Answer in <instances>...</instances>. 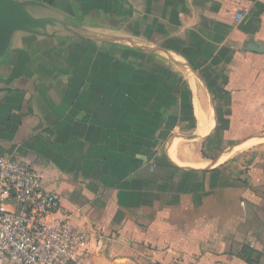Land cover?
Masks as SVG:
<instances>
[{"label":"crops","instance_id":"obj_1","mask_svg":"<svg viewBox=\"0 0 264 264\" xmlns=\"http://www.w3.org/2000/svg\"><path fill=\"white\" fill-rule=\"evenodd\" d=\"M18 1L0 154L98 231L83 264H264V0Z\"/></svg>","mask_w":264,"mask_h":264},{"label":"built area","instance_id":"obj_2","mask_svg":"<svg viewBox=\"0 0 264 264\" xmlns=\"http://www.w3.org/2000/svg\"><path fill=\"white\" fill-rule=\"evenodd\" d=\"M103 246L96 229L70 223L36 170L0 154V264H83Z\"/></svg>","mask_w":264,"mask_h":264},{"label":"water","instance_id":"obj_3","mask_svg":"<svg viewBox=\"0 0 264 264\" xmlns=\"http://www.w3.org/2000/svg\"><path fill=\"white\" fill-rule=\"evenodd\" d=\"M13 4V7H12ZM0 9H3L4 11H6V13L13 17L15 20V24H13L15 27H13V25L8 24L4 21H2L0 19V54L5 50L12 32L15 29H19V28H28L31 26L30 23V19L28 18V14L27 11L24 10V8L22 7V3L20 1L17 0H8L7 1H1L0 0ZM255 50L257 49H262V48H254Z\"/></svg>","mask_w":264,"mask_h":264},{"label":"rangeland","instance_id":"obj_4","mask_svg":"<svg viewBox=\"0 0 264 264\" xmlns=\"http://www.w3.org/2000/svg\"><path fill=\"white\" fill-rule=\"evenodd\" d=\"M1 1H7V3H8V0H1ZM14 1V0H13ZM16 2H17V0H16ZM12 7H13V4H12ZM0 19L2 20V21H4V22H6L7 23V25L8 24H15V19L13 18V17H11V16H9L7 13H6V11H4L3 9H0ZM15 26L13 25V27L12 28H14Z\"/></svg>","mask_w":264,"mask_h":264},{"label":"bare ground","instance_id":"obj_5","mask_svg":"<svg viewBox=\"0 0 264 264\" xmlns=\"http://www.w3.org/2000/svg\"><path fill=\"white\" fill-rule=\"evenodd\" d=\"M251 143H252L251 141L246 142V143H243V144L239 145L237 148H235V150H237V149H238V150H239V149H243V150H244V148L250 146ZM252 144H253V143H252ZM232 151H233V150L230 149V151L227 152L226 156H229L230 154H232ZM234 152H235V151H234ZM223 157H224V156H223ZM221 160H222V159H221Z\"/></svg>","mask_w":264,"mask_h":264},{"label":"trees","instance_id":"obj_6","mask_svg":"<svg viewBox=\"0 0 264 264\" xmlns=\"http://www.w3.org/2000/svg\"><path fill=\"white\" fill-rule=\"evenodd\" d=\"M40 1H44V2H47V3H52L53 0H40Z\"/></svg>","mask_w":264,"mask_h":264}]
</instances>
